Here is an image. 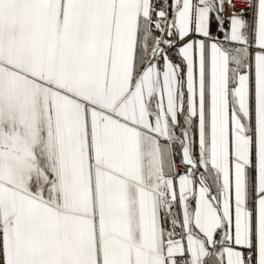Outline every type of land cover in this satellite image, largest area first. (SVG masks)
<instances>
[{"label":"snow or ice","instance_id":"1","mask_svg":"<svg viewBox=\"0 0 264 264\" xmlns=\"http://www.w3.org/2000/svg\"><path fill=\"white\" fill-rule=\"evenodd\" d=\"M0 264H264V0H0Z\"/></svg>","mask_w":264,"mask_h":264}]
</instances>
